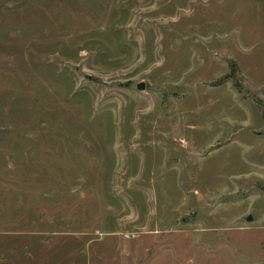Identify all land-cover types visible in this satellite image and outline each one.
Listing matches in <instances>:
<instances>
[{
    "label": "rangeland",
    "instance_id": "obj_1",
    "mask_svg": "<svg viewBox=\"0 0 264 264\" xmlns=\"http://www.w3.org/2000/svg\"><path fill=\"white\" fill-rule=\"evenodd\" d=\"M0 128V264H264V0H0Z\"/></svg>",
    "mask_w": 264,
    "mask_h": 264
},
{
    "label": "water",
    "instance_id": "obj_2",
    "mask_svg": "<svg viewBox=\"0 0 264 264\" xmlns=\"http://www.w3.org/2000/svg\"><path fill=\"white\" fill-rule=\"evenodd\" d=\"M137 89L140 90V91H143L145 89V86H144V83H139L137 85ZM5 134V131L3 129L0 128V139L3 137V135ZM247 221H251L252 220V217L251 216H248L246 218Z\"/></svg>",
    "mask_w": 264,
    "mask_h": 264
}]
</instances>
